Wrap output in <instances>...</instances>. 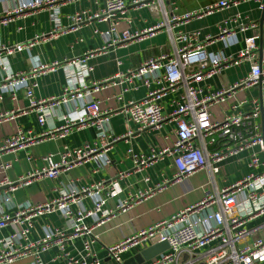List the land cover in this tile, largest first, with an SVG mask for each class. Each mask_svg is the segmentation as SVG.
I'll list each match as a JSON object with an SVG mask.
<instances>
[{
    "label": "built area",
    "instance_id": "2783aa9c",
    "mask_svg": "<svg viewBox=\"0 0 264 264\" xmlns=\"http://www.w3.org/2000/svg\"><path fill=\"white\" fill-rule=\"evenodd\" d=\"M238 1L221 0L209 8L187 12L179 21L213 13L218 9L236 5ZM104 2L105 7L99 12L93 13L85 9L69 16L72 25L64 28L61 22L62 0H25L12 10H6L5 16L0 19V26L10 21L9 16L13 13L22 14L47 7L54 24L50 35L58 36L68 30H78L95 19L115 20L118 13H124L127 9V0ZM134 3L151 8L159 7L153 0H134ZM160 6L164 10L161 0ZM129 24L119 31L118 22L115 21L107 31L102 32L107 36L108 46L125 45L147 35L153 36L156 31L166 26L165 22H159L150 28L131 31ZM241 30H246V27ZM200 36L199 30L179 32L176 36L171 34V40L174 42L173 53L150 57L138 67L92 81L88 79L93 71L89 59L106 52L107 46L88 51L77 58L36 63L27 71H15L11 66L10 56L16 51L33 48L35 43L44 40L46 36H37L33 42L13 47L4 46L0 42V68L5 72L0 80V89L11 90L13 93L25 89L30 106L37 113L38 122L41 125L48 124L49 127L40 135L23 129L16 130L1 142L0 159L5 153L36 145L43 138L66 137L74 130L88 126H95L97 129L94 139L76 147L65 146L58 159L52 154L45 156L46 165L43 168L16 180H10L6 176V171L12 164L0 163V175H3L0 186L7 187L1 200L13 209L12 212H0V230L12 227L10 234L0 238V264H45L42 254L53 246L59 249L56 258H65L67 264H103V260L93 250V244L97 241L94 229L115 215L114 210L107 208V203L122 191L116 180L97 181L82 187L75 184L61 186L56 189V196L42 202L27 201L14 204L12 193L19 186L29 185L38 178L57 179L63 172L91 161L109 165L111 158L108 152L121 140L130 139L146 130H161L167 123H174L173 136H167L169 142L160 148H152L149 153L128 149L138 171L171 157L176 171L171 179L163 181L167 185L180 182L203 169L210 171L213 178L221 171L225 160L241 151L254 146L264 151V127L257 122L261 113H264V102L262 110L260 103L254 100L255 105L250 112L243 111L240 108L241 103L234 104L235 112L220 120L215 119L212 114V107L224 102L227 95L239 88L258 85L260 78L264 79V64L260 65L256 60L257 36L247 37L245 47L229 56L211 55L205 47L218 40L236 42L234 31L223 28L220 35L208 34L202 41ZM245 62L251 63L247 76L226 89L203 94L202 84L205 80L211 79L223 68ZM58 68H62L66 75L62 94L37 98V79ZM141 86L146 88L142 98L125 99L126 94L139 90ZM110 87L119 89L115 97L123 103L116 109L108 110L102 107V101L96 96ZM180 90V98L174 100L172 110L167 111L165 97ZM62 104L69 106V109L58 116L63 123L57 126L52 119L51 110ZM16 112L0 114V123L15 119ZM114 112H123L126 119L133 122L136 128L129 129L124 134H115L110 127ZM218 138L224 139L223 145L210 149V145H214ZM261 164L259 156L251 153L248 162L251 172L222 188L217 185L213 189L207 188L201 200L106 246L107 255L115 264H124L126 252L132 249L140 252L154 244L167 241L168 249L141 264H264V239L257 238L252 243L238 246L253 231L247 227V223L264 215V172L258 171ZM149 179L146 178L147 181ZM164 184L158 183L157 186L162 188ZM150 193V190H146L137 196L143 198ZM87 201H90L89 206ZM129 206L130 203L125 200L119 202L117 208L126 211ZM55 213H60L65 218V227L44 225L43 236L32 239L31 233L36 220ZM75 238H83L84 254L77 258L67 251V243ZM201 252L203 253L200 254ZM28 257H32L30 262L21 263Z\"/></svg>",
    "mask_w": 264,
    "mask_h": 264
},
{
    "label": "crops",
    "instance_id": "0c3cea01",
    "mask_svg": "<svg viewBox=\"0 0 264 264\" xmlns=\"http://www.w3.org/2000/svg\"><path fill=\"white\" fill-rule=\"evenodd\" d=\"M21 1L25 0H2L0 2V19L5 16L6 10H12ZM153 1L155 5H159L158 8L139 6L134 3V0H127V9L124 13H118L115 20L100 21L95 19L78 30H68L58 36L50 35L54 24L47 7L38 11L30 10L22 14L13 13L9 16L10 21L0 26V42L4 46L13 47L17 44L33 42L37 36H46L44 40L35 43L33 48L16 51L10 56L11 66L15 71H27L36 63H51L56 60L77 58L88 51L107 46L106 52L89 59L93 71L88 79L92 81L102 80L119 71L138 67L150 57L173 53L174 42L171 40V34L176 36L179 32L199 30L202 41L206 35L218 36L223 28H228L236 33V42L218 40L205 47L207 52L211 55L224 56L236 54L245 47L247 37L256 35L258 45L256 60L260 63L259 50L261 47L264 50V21L262 23L264 0H239L236 5L218 9L213 13L195 17L188 21H179V18L187 12L209 8L221 0H161L164 4V10L161 9L160 0ZM104 7V0H62V25L64 28H69L72 25L69 16L76 12L88 9L94 13L101 11ZM115 21L118 22L119 31L126 28L129 22L131 31L150 28L159 22H165L166 26L156 31L153 36L147 35L125 45L110 47L107 44V36L102 32L107 31ZM242 27H246V30L242 31ZM262 64H264V52ZM250 69V62L223 68L220 73L203 82V94L228 88L247 76ZM4 75V70L0 68V80ZM37 80L38 87L35 89V96L37 98H49L62 94L66 84V75L62 68H58L40 76ZM118 91V88L110 87L97 94L96 97L102 101L104 109H116L123 103L115 97ZM181 92V90L171 92L165 97L167 111L172 110V102L180 98ZM145 93L146 88L141 86L139 90L126 94L125 99L134 97L140 99ZM261 99L264 102V79L260 85L239 88L227 95L224 102L212 107L213 117L220 120L235 112L233 105L237 103H241L240 108L243 111L250 112L254 108V100H257L261 105ZM68 109L69 106L63 104L52 108L51 114L55 125L60 126L63 123L58 119V116ZM23 110L24 112H22ZM12 111H17V117L0 123V144L18 129L30 131L34 135H40L49 129L48 124L41 125L38 122L37 113L31 108L25 89H19L15 93L11 90L3 91L0 89V114ZM257 122L261 127H264L262 113ZM110 127L115 134H124L129 129L136 128V125L129 122L123 112H114L111 116ZM174 127V123H167L161 130H146L130 139L117 142L108 152L111 158L109 165L105 166L91 161L63 172L57 179L42 177L29 185L19 186L12 193V202L14 204L27 201L42 202L56 196V189L61 186L75 184L82 187L97 181L116 180L122 191L116 197L110 198L107 203V208L114 210L115 215L103 224L95 226L94 234L97 241L93 244V250L103 260V264H115L113 259L107 255L106 246L164 220L187 205L201 200L207 188L213 189L215 185L222 188L248 174L251 172L248 165L251 153H256L259 156L262 164L258 171L264 172V151L256 146L243 150L238 155L225 160L222 163L221 171L215 174L213 178L210 171L203 169L180 182L164 184L163 181L167 178L171 179L176 171L171 157L159 160L154 166L143 171L136 170L128 149L133 148L138 153H149L152 148H160L169 142L166 137L173 136ZM96 133L95 126H88L76 129L66 137L43 138L36 145H29L3 154L0 163L10 162L12 164L6 171V176L10 180H16L29 172L43 168L46 165L45 156L52 154L55 159H58L65 146H80L84 142L94 139ZM223 143L224 139L218 138L214 145H210V149L220 148ZM147 177L150 178L148 181L146 180ZM2 178L3 175H0V180ZM158 183L164 184V187L159 188ZM6 189L5 185L0 186V212L13 211L9 205L1 200ZM146 190L151 191L150 195L143 198L137 196ZM125 200L130 203V206L126 211H121L117 205ZM86 204L89 206L90 201H87ZM47 224L62 228L65 227L66 221L60 213L37 219L31 238L36 240L43 236V226ZM247 227L253 231L238 244L239 247L252 243L257 238L264 239V215L250 220ZM11 232L12 227L0 230V238ZM67 251L76 258L84 254L83 238H75L68 242ZM58 253L57 246H53L44 252L42 258L45 264H67L65 258H56ZM137 253L136 249H132L124 254V259L126 260ZM31 260L32 257H28L21 263Z\"/></svg>",
    "mask_w": 264,
    "mask_h": 264
},
{
    "label": "water",
    "instance_id": "95a60500",
    "mask_svg": "<svg viewBox=\"0 0 264 264\" xmlns=\"http://www.w3.org/2000/svg\"><path fill=\"white\" fill-rule=\"evenodd\" d=\"M263 21H264V11H263L262 23H263ZM259 51H260V65H262L263 52H264L263 47H261ZM262 81H263V79L260 78L259 85L262 84ZM262 100L263 99H261V106H262V110H263V101ZM263 116H264V113H263ZM168 248H169V243L167 241L159 242V243L154 244V245H152L146 249L141 250L140 252H138L134 256L126 259L124 264H141L145 260L151 259L155 255L161 253L162 251H164Z\"/></svg>",
    "mask_w": 264,
    "mask_h": 264
}]
</instances>
